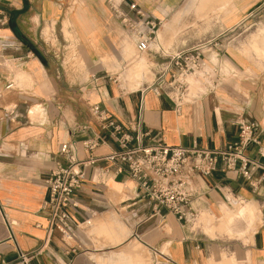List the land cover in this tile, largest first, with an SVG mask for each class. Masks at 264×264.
I'll return each instance as SVG.
<instances>
[{
  "label": "crops",
  "instance_id": "crops-1",
  "mask_svg": "<svg viewBox=\"0 0 264 264\" xmlns=\"http://www.w3.org/2000/svg\"><path fill=\"white\" fill-rule=\"evenodd\" d=\"M125 1L159 19L166 9L179 4V0ZM260 2L237 0L229 16L226 5L220 8L219 31L248 20ZM67 26L80 58L79 64L68 69L60 61L65 47L49 50L43 39L46 27L54 28L59 37L63 31L68 36ZM119 30L110 18L106 0H0V264H14L17 258L14 241L1 221L2 213L15 222L17 247L23 252L38 251L29 264H114L113 254L126 252L134 242L163 256L158 250L166 238L161 224L164 219L171 223L175 217L164 209L153 214L150 202L136 197L126 173L103 161L86 168L87 177L74 193L78 203L70 210L74 236L63 240L56 231L46 236L50 212L44 208L48 200L45 180L62 160L59 146L75 141L80 160L102 158L119 150L109 132L91 116L89 110L94 103H99L108 118L126 128L138 120L148 133L146 144L220 149L236 140L237 122L254 124L259 144L249 145L245 155L264 166V69L256 68L236 52L222 50V65H229H223V71L233 73L213 92L182 105L178 112L163 95L156 96L150 90L140 94L143 84L121 93L108 81H100L102 88L97 91L90 87L89 78L103 75L101 57L116 49ZM125 46L128 47L122 40L119 47ZM250 47L260 51L255 40ZM20 71L28 75L23 82L15 77ZM10 82L13 86L6 89ZM83 126L88 129L82 130ZM93 135L102 142L86 151L82 142ZM260 175V169L252 172L255 180ZM201 183L209 202L226 196L247 201L237 206L240 213L219 227L237 236L252 234L248 260L264 264V180L253 191L236 172L217 170ZM224 207L228 208L220 205L217 218L207 214L201 218L206 228L211 226V219L218 225L224 221ZM239 219L246 223L245 232L231 230ZM172 238L171 261L185 264L189 258L183 244L186 242L179 240L177 233ZM187 240L195 242L194 238ZM176 244L178 256L172 247Z\"/></svg>",
  "mask_w": 264,
  "mask_h": 264
},
{
  "label": "built area",
  "instance_id": "built-area-1",
  "mask_svg": "<svg viewBox=\"0 0 264 264\" xmlns=\"http://www.w3.org/2000/svg\"><path fill=\"white\" fill-rule=\"evenodd\" d=\"M106 6L111 20L118 26L135 49L137 55L152 51L157 33L163 25V20L147 15L137 4L125 0H106ZM210 40L194 46L175 49L160 54L167 58L166 63L157 67L152 82L141 87L140 94L150 90L154 95L165 96L178 112L182 105L190 103L199 96L213 92L228 73L222 72L221 48ZM205 53H209L206 56ZM214 53L216 62L212 61ZM100 81H108L119 92H129L119 85L118 78L106 70L102 76L91 75L89 85L99 91ZM196 86L191 92L190 87ZM13 86L10 82L6 89ZM92 117L99 121L101 129L108 131L117 143L119 150L110 152L102 158L88 157L80 160L77 157L75 141L62 143L59 146L58 161L45 180L48 190V200L44 208L49 209L46 236L53 231L58 232L63 240L74 236L71 225L70 210L78 203L74 193L85 181L86 168L95 166L99 161L114 165L118 172H125L134 184L136 197L150 202L152 213L161 209L171 213L181 223H190L197 211L193 207L196 199L204 194L201 181L217 170L233 171L246 180L253 191H256L264 180V166L250 160L245 151L251 144H259L258 134L254 124L237 122L238 135L234 142L220 149H208L193 145L191 147L167 146L165 144H146L148 135L141 129L138 120L127 128L108 118L99 103H94L89 110ZM83 126L82 130H87ZM102 142L93 135L91 139L82 142V148L91 151ZM256 169L261 170L258 180L252 176ZM1 221L9 231V239L14 241L17 258L14 264H29L33 254L38 252H23L13 236L15 222L2 213Z\"/></svg>",
  "mask_w": 264,
  "mask_h": 264
},
{
  "label": "rangeland",
  "instance_id": "rangeland-1",
  "mask_svg": "<svg viewBox=\"0 0 264 264\" xmlns=\"http://www.w3.org/2000/svg\"><path fill=\"white\" fill-rule=\"evenodd\" d=\"M237 0H179V4L172 9H166L163 12V25L158 31L157 38L152 51L146 54L137 55L134 46L127 41L126 36L118 31L119 38L116 44V49L109 54H104L101 57V62L104 70L109 74L118 78L119 85L125 87L127 91L136 90L143 84L142 88L150 84L154 79L155 71L158 66L166 63V56L160 54V48L165 52H170L171 49H184L196 44H201L210 40L221 48V50L228 52H236L237 56H242L251 62L256 68L264 69V0H261L260 7L252 10L253 13L248 20L239 22L230 28L221 29L219 31L218 15L226 5L227 14L234 12V5ZM69 26V25H68ZM67 26V31L68 30ZM64 30V29H63ZM260 31L262 33L258 34ZM44 44L49 50L57 46H64L65 53L61 56L60 61L63 62V67L68 69L80 63V58L75 50L74 36L69 32V35L58 36L56 30L48 27L44 30ZM124 40L128 45L127 50L121 51L119 47L120 42ZM255 40L260 51L255 52L250 47L251 42ZM158 42V43H157ZM131 44V46H130ZM158 44V45H157ZM45 47V45H43ZM176 46V47H173ZM209 56V53H205ZM140 63V64H138ZM224 68L228 63H223ZM222 65V66H223ZM21 72V71H20ZM19 82L25 81L28 75L17 76ZM126 73H132L134 76L130 78ZM20 75V74H19ZM26 76V77H25ZM19 77V78H18ZM21 80V81H20ZM131 87H130V85ZM196 86H191V92ZM30 119L35 117L29 116ZM206 190V188H205ZM208 193L205 192L199 199L193 203L194 209L197 211L195 218L190 223H179L175 218L172 222L166 219L161 224V230L166 237L158 250L162 252L163 256L155 255V252L149 247H143L134 242L126 252H117L113 254L112 261L114 264H174L171 261L172 236L177 233L179 240H185L183 243L186 252L189 254L188 261L185 264H252L248 260L249 256V242L252 234L246 233L243 236H237L234 233H226L221 226L218 225L217 220L211 219L208 223L211 225L206 228L201 218L207 215H213L216 218L220 216V205L224 204L232 211L242 203L234 196H226L225 199L217 198L216 202H209L206 199ZM233 204H231V202ZM247 202V201H243ZM229 209V210H230ZM169 223V227L166 224ZM220 226V227H219ZM246 223L244 220H236L231 225L233 232H245ZM194 238L195 242L187 239ZM174 255L178 256L177 251L179 245L172 246ZM115 249V251H117ZM226 261L223 263L222 260ZM218 261L210 262L209 261Z\"/></svg>",
  "mask_w": 264,
  "mask_h": 264
},
{
  "label": "bare ground",
  "instance_id": "bare-ground-1",
  "mask_svg": "<svg viewBox=\"0 0 264 264\" xmlns=\"http://www.w3.org/2000/svg\"><path fill=\"white\" fill-rule=\"evenodd\" d=\"M157 35H158V33H157ZM157 38V37H156ZM156 40V39H155ZM158 43V42H157ZM156 44V43H155ZM158 45V44H157ZM127 46H125V47H123L122 49H121V51H125V50H127ZM253 48V47H252ZM215 56V55H214ZM212 61L213 62H216V58L214 57V59H212ZM138 64H140V63H138ZM229 66V65H228ZM222 72L224 73V71H223V66H222ZM20 74V75H19ZM17 76H20L21 77V79H22V76L21 75H26L24 72H20ZM131 76H134L132 73H129V76L128 77H131ZM16 77V76H15ZM26 77V76H25ZM19 78V77H18ZM28 79V78H27ZM21 81V80H20ZM23 82V81H22ZM130 85V84H129ZM223 210H224V212H225V217H224V221H221L220 223H225V221L226 222H228V220L233 216V215H235V214H238V213H240V208L239 207H237V209H236V211L235 212H233L232 210H229L228 208H226V207H224L223 208Z\"/></svg>",
  "mask_w": 264,
  "mask_h": 264
}]
</instances>
